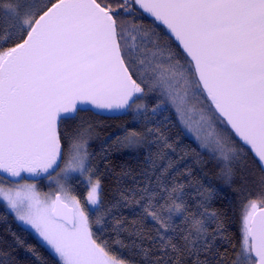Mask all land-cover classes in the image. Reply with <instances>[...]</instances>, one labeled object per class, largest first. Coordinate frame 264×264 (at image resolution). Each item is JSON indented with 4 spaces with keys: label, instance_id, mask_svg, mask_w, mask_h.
<instances>
[{
    "label": "water",
    "instance_id": "water-1",
    "mask_svg": "<svg viewBox=\"0 0 264 264\" xmlns=\"http://www.w3.org/2000/svg\"><path fill=\"white\" fill-rule=\"evenodd\" d=\"M190 60L214 111L264 170V0H134ZM136 82L116 22L96 0H58L0 63V173L49 174L63 155L59 127L81 109L114 117ZM54 216L74 226L55 197ZM254 264H264V207L249 222Z\"/></svg>",
    "mask_w": 264,
    "mask_h": 264
},
{
    "label": "trees",
    "instance_id": "trees-1",
    "mask_svg": "<svg viewBox=\"0 0 264 264\" xmlns=\"http://www.w3.org/2000/svg\"><path fill=\"white\" fill-rule=\"evenodd\" d=\"M56 1L50 0L32 18L39 0H0V51L21 43L34 20ZM96 1L119 25L139 26L140 33L130 30L129 38L136 35L139 55L150 54L153 41L144 31L153 29L190 62L134 0ZM143 105L114 117L81 109L60 122L63 156L76 139L88 142L86 174L99 183V203L88 216L94 240L125 264H237L244 210L253 200L264 206V170L227 127L249 151L254 166L244 184L231 186L219 159L185 134L162 98ZM83 120L93 127L77 124ZM130 134L144 137L136 149L124 145ZM249 183L252 191H246ZM69 189L84 200L85 183L71 181ZM0 264H61L3 202Z\"/></svg>",
    "mask_w": 264,
    "mask_h": 264
},
{
    "label": "rangeland",
    "instance_id": "rangeland-1",
    "mask_svg": "<svg viewBox=\"0 0 264 264\" xmlns=\"http://www.w3.org/2000/svg\"><path fill=\"white\" fill-rule=\"evenodd\" d=\"M49 1L39 0L32 18ZM116 27L123 59L136 82V100L126 112L134 108L140 110L149 100L162 98L174 111L185 134L219 159L226 169V177L231 179L230 185L244 184L254 171L252 157L235 141L223 119L206 99L191 63L170 40L160 38L153 29L144 31L153 41L150 54L139 55L136 35L129 39L130 30L137 29L140 33L139 26L123 22L121 25L116 23ZM6 54L5 50L0 51V63ZM78 122L86 130L93 127L89 121ZM143 139L140 134H130L124 145L136 149ZM87 145L84 139H76L60 164L44 177L39 175L35 180L22 179L14 183H6L0 178V202L36 235L61 264H125L109 255L92 235L88 216L99 203V183L89 173L86 174ZM82 174L87 180L85 201L69 189V183L77 179H74L75 176L82 178ZM248 185L246 191H252L253 185ZM57 194L75 209L72 227L53 214ZM259 205L253 200L244 210L241 222L242 255L237 264L255 263L250 250L249 222L253 212L261 207Z\"/></svg>",
    "mask_w": 264,
    "mask_h": 264
},
{
    "label": "flooded vegetation",
    "instance_id": "flooded-vegetation-1",
    "mask_svg": "<svg viewBox=\"0 0 264 264\" xmlns=\"http://www.w3.org/2000/svg\"><path fill=\"white\" fill-rule=\"evenodd\" d=\"M193 70H194V69H193ZM125 113H126V111H125L123 114H125ZM123 114H121L120 116H122ZM128 137H129V136H128ZM128 137H127V138H128ZM62 158H63V155H62V157H61V160H62ZM61 160H60V162H61ZM59 164H60V163H59ZM53 170H54V169H53ZM53 170H52V171H53ZM52 171H51V172H52ZM51 172H50V173H51ZM50 173H49V174H50ZM39 175H40V176H43V177L46 176V175H43V174H41V173L38 172V173L36 174V176H35L32 180L37 179V177H38ZM47 175H48V174H47ZM0 178H1L4 182H6V183H12V182L14 183V182H15V181L10 180L6 175H3V174H1V173H0ZM76 178H77V179H76ZM22 179H26V177H25L24 175H22V177H21L20 180H22ZM74 179H76L77 181H80V182H82V183H85V184L87 185V180L85 179V177L83 176V174H82V178H81V177H77V176H75ZM84 201H85V198H84ZM73 208H74V207H73ZM74 213H75V209H74Z\"/></svg>",
    "mask_w": 264,
    "mask_h": 264
}]
</instances>
